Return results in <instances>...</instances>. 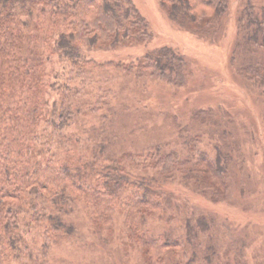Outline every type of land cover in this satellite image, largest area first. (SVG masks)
<instances>
[{
  "label": "trees",
  "instance_id": "obj_1",
  "mask_svg": "<svg viewBox=\"0 0 264 264\" xmlns=\"http://www.w3.org/2000/svg\"><path fill=\"white\" fill-rule=\"evenodd\" d=\"M159 3L172 23L203 36L222 30L230 6V0ZM259 7L257 11L252 0L245 2L235 50L254 61L247 69L257 77L264 97V0ZM150 39L148 23L130 0H0V264H35L33 241L26 238L32 230L45 240V263L46 248L74 233L67 219L76 203L85 206L97 230L123 215L145 264H166L169 254L184 257L185 239L151 237L143 226L148 218L159 221L163 216L160 190L177 174L183 179L194 174L197 183L214 189L204 194L207 198H222L228 158L218 152L212 161L194 148V161H178L156 147L140 162L130 153H108V143L101 140L90 159H74L64 137L71 105L52 100L53 91L66 88L50 82L53 68L47 64L54 56L77 70H136L181 86L186 63L170 48L145 51L134 64L119 60L118 52L145 46ZM111 52L114 61L98 63L93 57ZM197 118L207 120L208 115L197 113ZM196 222L207 227L204 219ZM190 223L187 219L188 238L194 234Z\"/></svg>",
  "mask_w": 264,
  "mask_h": 264
},
{
  "label": "rangeland",
  "instance_id": "obj_2",
  "mask_svg": "<svg viewBox=\"0 0 264 264\" xmlns=\"http://www.w3.org/2000/svg\"><path fill=\"white\" fill-rule=\"evenodd\" d=\"M130 1L148 23L151 39L118 52L119 60L134 64L145 51L167 47L184 58V81L175 87L136 70H77L54 56L47 64L53 68L50 82L66 88L53 91L52 100L71 105L65 146L74 159H90L94 145L103 140L108 153H130L140 162L156 147L178 161H194V148L212 161L220 152L228 158L224 196L209 199L204 194L214 189L197 183L194 174L189 179L177 174L161 187L163 216L148 218L143 230L151 237L185 239L184 257L169 254L166 264H264V97L247 69L254 61L235 50L238 18L247 0H230L222 30L210 36L180 29L159 0ZM262 2L252 0L257 11ZM93 57L98 63L114 61V52ZM197 113L208 119L194 120ZM150 176L159 180L155 173ZM187 219L194 230L190 238ZM200 219L205 229L196 222ZM67 220L74 233L46 248L45 263V240L36 230L26 235L33 241V263L145 264L123 215L97 230L85 206L76 203Z\"/></svg>",
  "mask_w": 264,
  "mask_h": 264
}]
</instances>
